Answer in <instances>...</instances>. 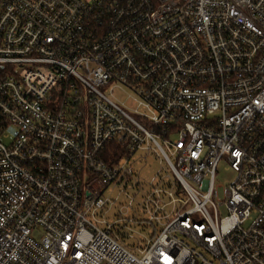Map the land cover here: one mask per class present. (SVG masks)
<instances>
[{
    "label": "built area",
    "instance_id": "2783aa9c",
    "mask_svg": "<svg viewBox=\"0 0 264 264\" xmlns=\"http://www.w3.org/2000/svg\"><path fill=\"white\" fill-rule=\"evenodd\" d=\"M0 264H264V0H0Z\"/></svg>",
    "mask_w": 264,
    "mask_h": 264
},
{
    "label": "rangeland",
    "instance_id": "374dc122",
    "mask_svg": "<svg viewBox=\"0 0 264 264\" xmlns=\"http://www.w3.org/2000/svg\"><path fill=\"white\" fill-rule=\"evenodd\" d=\"M111 97L119 101H127L126 90L117 88L113 91ZM133 167L138 173L141 183L138 185L139 189L127 188L125 191L129 194H135L134 205L132 208H125V205L128 201L127 194H125L124 191L119 190L120 188H112V186L107 187L103 192V196L108 197L112 203L111 206L107 209V211L103 214V217L108 221L120 219L118 222H122L123 220L129 222V220L133 216H139V218H143V216L145 217L146 215L138 209L137 202L140 200L141 195H143L146 191L149 190L150 185L157 182L159 176L165 175V169L167 166L163 157H161L155 152H138L135 155ZM234 176L235 173L231 170H227L226 165L223 161H220L218 163L215 178L216 184L218 185L219 194H221L222 191L221 185L224 184V182L227 180H232ZM121 206L124 207L119 209ZM136 219L135 222L129 223L133 231L128 230L126 236L127 239L125 241L129 244H144L148 239H150L152 233L157 232L158 225L149 222L139 223V221H136ZM135 254L137 256L141 255L139 252H135Z\"/></svg>",
    "mask_w": 264,
    "mask_h": 264
},
{
    "label": "trees",
    "instance_id": "16d2710c",
    "mask_svg": "<svg viewBox=\"0 0 264 264\" xmlns=\"http://www.w3.org/2000/svg\"><path fill=\"white\" fill-rule=\"evenodd\" d=\"M110 147H115V152H114V156L113 158H111V162H114L117 160V158H119L123 153H124V149L123 147L121 148V146H115V144H111ZM108 158L105 157V160H107Z\"/></svg>",
    "mask_w": 264,
    "mask_h": 264
}]
</instances>
